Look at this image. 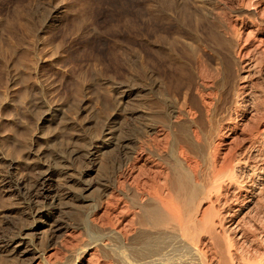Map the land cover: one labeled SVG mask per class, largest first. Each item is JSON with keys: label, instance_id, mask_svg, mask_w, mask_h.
Masks as SVG:
<instances>
[{"label": "bare ground", "instance_id": "6f19581e", "mask_svg": "<svg viewBox=\"0 0 264 264\" xmlns=\"http://www.w3.org/2000/svg\"><path fill=\"white\" fill-rule=\"evenodd\" d=\"M186 1L176 2L180 5L173 11L175 18L197 24L200 17L186 7ZM207 2L219 7L216 17L228 28L222 45L238 48L225 61L216 62L213 83L219 92L207 93L208 101L204 90L211 86L206 80L209 71L197 53L196 78L189 74L188 91L179 103L173 96H157L156 109L150 108L151 96L159 87L150 67L143 71L146 84L135 85L134 76L132 83L116 86L119 103L140 96L138 88L144 92L143 107L130 105L127 132L111 124L112 113L97 135L85 142L77 135L74 140L83 144L70 141L43 161L45 150L31 147L32 140L23 154V174L16 172V159L0 154V188L19 199L18 207L7 211H18L26 222L0 238V252L10 264H30L35 259L36 264H264V87L245 93L243 83L251 75L262 74L264 8L256 6L257 0ZM205 4V0L199 4L201 10ZM227 12H238L242 22L255 27L244 47L239 46V28L230 23ZM193 89L204 111L194 109ZM223 89L230 96L225 97ZM248 106L255 114L250 125L242 119ZM70 125L76 126L72 121ZM161 138L164 145L159 143ZM108 147L114 153L112 177L97 182V204L82 223L56 217L63 207L82 210L83 192L95 186L84 176ZM78 157L84 166L73 165ZM23 193L29 202H21ZM37 199H48L47 206L35 207ZM98 212L103 214L99 218ZM62 230L69 231L71 240L59 243L52 258L46 253L58 244L55 238Z\"/></svg>", "mask_w": 264, "mask_h": 264}, {"label": "rangeland", "instance_id": "374dc122", "mask_svg": "<svg viewBox=\"0 0 264 264\" xmlns=\"http://www.w3.org/2000/svg\"><path fill=\"white\" fill-rule=\"evenodd\" d=\"M201 1H186V7L200 17L196 24L195 21L176 20L174 12L180 5L176 2L180 0H0V154L14 158V161L16 159V164H19L16 172L23 174L26 171L23 154L32 140L34 144L31 147L45 150L43 161L50 160V152H59L77 135L84 137V142L87 137L97 135L105 118L112 113L115 116L111 124L115 127L119 125L120 132L126 130L130 105L143 107L144 92L138 88L140 96H134L132 100L125 98L119 103L116 86L135 80V85L146 84L143 80L146 67L155 71L154 77L159 82V87L151 96L150 108L154 109L159 97L172 99L169 97L173 96L179 103L188 91L190 75L196 78L193 73L196 68L194 55L197 53L209 71L206 80L211 86L204 90L208 101L210 96L207 93L219 92L213 83L216 80V76L213 77L218 66L216 62L225 61L228 53L233 55L238 48H229L227 43L222 45L220 41L224 38L226 41L227 30L224 29L228 28L216 17L219 7L211 6L205 0L206 12L199 6L204 3V0ZM257 4V7L264 8V0H257ZM210 7L212 13L208 11ZM237 13L227 12V17L232 25L239 28V46L244 47L255 27L249 22H242ZM262 33L264 37V29ZM260 70L261 77L259 74L251 75L243 81L245 93L263 89L264 66H260ZM223 91L224 96H230L227 90ZM192 92L197 104L194 109L204 111L202 99L194 89ZM46 108H49L50 114L44 113ZM251 109L248 106L242 114V117L245 114L242 119L249 121V125L255 115ZM71 121L76 124L75 127L70 125ZM159 141L161 145L165 144L164 138ZM79 142L83 141L77 144ZM113 155L112 148L108 147L99 156L98 163L90 166L92 169L84 176L95 186L83 192L85 202L82 203V210L70 211L63 207L64 211L61 210L56 217L66 222L82 223L91 206L99 201L97 182L100 184L112 177ZM75 160L72 162L74 166L85 165L82 158ZM15 195L0 188V220H6L0 222V238L26 223L18 211H7L18 207L19 199ZM21 196L22 203L29 202L26 193ZM37 200L35 207L42 206L43 209L47 206L48 199ZM102 215L98 212L96 217ZM88 231L90 235L95 234L92 229ZM68 232L62 230L56 235L58 244L51 245L46 255L60 249L59 243L66 244L71 240ZM24 247L25 244L19 246L21 250ZM2 255L0 252V264H10ZM38 261L35 259L30 264Z\"/></svg>", "mask_w": 264, "mask_h": 264}]
</instances>
